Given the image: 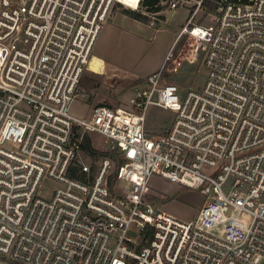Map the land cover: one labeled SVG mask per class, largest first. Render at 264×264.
Instances as JSON below:
<instances>
[{"label": "built area", "instance_id": "built-area-1", "mask_svg": "<svg viewBox=\"0 0 264 264\" xmlns=\"http://www.w3.org/2000/svg\"><path fill=\"white\" fill-rule=\"evenodd\" d=\"M143 1L0 0V256L7 260L264 264V0H158L168 12L189 11L179 37L203 55L202 87L180 100L165 84L179 66L165 68L170 51L125 107L70 113L111 8L138 11ZM152 108L174 114L161 135L146 133ZM92 133L102 138L98 151L115 159L94 163L84 152ZM164 180L203 196L191 221L148 201Z\"/></svg>", "mask_w": 264, "mask_h": 264}, {"label": "rangeland", "instance_id": "rangeland-1", "mask_svg": "<svg viewBox=\"0 0 264 264\" xmlns=\"http://www.w3.org/2000/svg\"><path fill=\"white\" fill-rule=\"evenodd\" d=\"M144 11L143 8L140 10L142 13ZM158 12L155 19L150 14H144L150 19V23L144 24L126 17L115 5L111 8L93 48L87 69L81 77L80 96L69 107L73 116L87 118L98 104L125 107L131 93L145 76L161 68L174 37L181 32L186 22L189 11L186 8H178L172 12L159 9ZM160 16L164 19H160ZM200 16L202 14L199 18ZM203 19L204 23L209 20L206 21L207 17ZM194 44L193 39L186 34L180 35L176 46L171 49L172 57L165 66L170 68L179 63L175 72L165 73V84H174L177 87L180 100H183L186 92L200 89L207 75L202 53L199 52L197 56L193 54ZM93 55L103 60L102 73H93L99 65V60ZM151 111L150 109L147 116L149 126L146 129L159 135L163 130L155 127L153 120L157 121L156 119L161 117L168 121V127L171 115L158 110H153L152 114ZM90 138L91 146L98 151L102 138L95 133L90 134ZM99 158V155L92 158L93 162ZM147 199L163 213L184 222L191 221L204 203L203 196L197 190L183 188L165 180L155 183ZM11 263L13 262L0 256V264Z\"/></svg>", "mask_w": 264, "mask_h": 264}, {"label": "trees", "instance_id": "trees-1", "mask_svg": "<svg viewBox=\"0 0 264 264\" xmlns=\"http://www.w3.org/2000/svg\"><path fill=\"white\" fill-rule=\"evenodd\" d=\"M157 2H158V0H144L143 1V3H142V7L144 8V12L146 13H156V12H158L159 11V9H161V6H159L158 4H157ZM115 8H119V9H121L122 10V13L126 16V17H128V18H130V19H132V20H135V21H137V22H141V23H144V24H148V23H150V19L146 16V15H144L142 12H140V10H138V11H135V10H131V9H127V8H124L123 6H121V5H119V4H116L115 5ZM160 19H164V17L163 16H160ZM152 111L153 110H158V111H162V112H165V113H168L169 115H171V122L173 121V118H174V114L173 113H171V112H168V111H164V110H161V109H158V108H152L151 109ZM150 112V113H154V112ZM148 118V117H147ZM157 121H155V119L153 120V124H154V126L155 127H157V128H159V129H161V130H163V131H161V133L159 134V135H161V134H163L164 132H165V129H166V122H168V121H164L163 119H161V117L160 118H157L156 119ZM171 122H170V124H171ZM165 124V125H164ZM164 125V126H163ZM149 125H148V119L146 120V125H145V130H146V133H148V135H151V136H156L155 134H153V133H150V132H148L147 131V127H148ZM169 127V126H168ZM167 127V128H168ZM153 130V129H152ZM158 135V134H157ZM82 149L84 150V152H86V153H88V154H90L91 156H92V158H97V155H99V156H109V157H111V158H113V159H115V156H114V154H106V153H101V152H98L97 150H95V149H93L92 147H91V144H90V141H89V137L88 136H85V138H84V141H83V144H82ZM12 262V261H11ZM15 262H13V263H11V264H14ZM15 264H18V263H15Z\"/></svg>", "mask_w": 264, "mask_h": 264}, {"label": "crops", "instance_id": "crops-1", "mask_svg": "<svg viewBox=\"0 0 264 264\" xmlns=\"http://www.w3.org/2000/svg\"><path fill=\"white\" fill-rule=\"evenodd\" d=\"M101 32V31H100ZM100 35V34H99ZM99 37V36H98ZM179 34H177L175 37H174V39H173V41H172V45H171V47H170V49H169V51L168 52H170L171 51V49H173L172 47L175 45L176 46V43L179 41ZM97 41V40H96ZM168 54V53H167ZM93 57H95L94 55H93ZM97 60H99V65H98V67H97V71L96 72H93V73H102V71H103V60L101 59V58H97V57H95ZM155 72V71H154ZM153 73V72H152ZM149 74H151V73H149ZM149 74H147V75H149ZM146 75V76H147ZM145 76V77H146ZM144 78V77H143Z\"/></svg>", "mask_w": 264, "mask_h": 264}, {"label": "water", "instance_id": "water-1", "mask_svg": "<svg viewBox=\"0 0 264 264\" xmlns=\"http://www.w3.org/2000/svg\"><path fill=\"white\" fill-rule=\"evenodd\" d=\"M102 106H107L106 104H98L95 106V109L99 108V107H102Z\"/></svg>", "mask_w": 264, "mask_h": 264}]
</instances>
